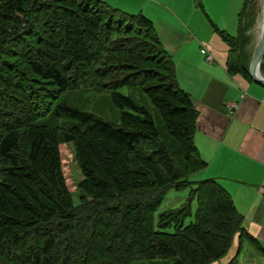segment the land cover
I'll return each mask as SVG.
<instances>
[{
	"label": "trees",
	"instance_id": "obj_1",
	"mask_svg": "<svg viewBox=\"0 0 264 264\" xmlns=\"http://www.w3.org/2000/svg\"><path fill=\"white\" fill-rule=\"evenodd\" d=\"M259 13V0H245L237 36L215 27L232 76L251 79ZM123 87L140 89L153 109ZM79 88L112 91L132 112L117 124L61 101ZM198 117L143 13L104 0H0V264H213L238 235L235 264L244 242H257L222 185L193 180L207 167L194 143ZM64 143L84 175L78 204ZM188 188L185 204L156 218L171 190Z\"/></svg>",
	"mask_w": 264,
	"mask_h": 264
},
{
	"label": "crops",
	"instance_id": "obj_2",
	"mask_svg": "<svg viewBox=\"0 0 264 264\" xmlns=\"http://www.w3.org/2000/svg\"><path fill=\"white\" fill-rule=\"evenodd\" d=\"M227 3L233 10L230 14L234 12L232 18L237 20V32L232 35L222 31L234 37L238 34L245 0H228ZM159 4L156 2L153 6ZM259 4L262 12L261 0ZM258 22L259 15L256 25ZM161 23L162 32L158 34L162 45L176 63L180 87L191 95L199 112L194 143L207 167L193 179H215L223 186L243 216L247 233L257 242L255 248L264 257V86L242 74L228 73L229 47L216 31L226 45L224 56L218 61V53L202 48L204 59L201 58L198 67L189 61L191 56L180 52L188 40L195 46L194 35L190 36L194 41L185 37L181 41L182 35L176 26ZM259 37L248 46L252 56ZM208 56L213 60H208ZM261 65L264 66V56ZM261 75L264 77V72L261 71ZM235 104L237 109L232 108ZM236 237L239 239L238 235Z\"/></svg>",
	"mask_w": 264,
	"mask_h": 264
},
{
	"label": "rangeland",
	"instance_id": "obj_3",
	"mask_svg": "<svg viewBox=\"0 0 264 264\" xmlns=\"http://www.w3.org/2000/svg\"><path fill=\"white\" fill-rule=\"evenodd\" d=\"M111 6L127 11L130 14L143 13L146 17L151 19L154 23L155 32L161 33V21L168 22L177 27V32L182 35L181 41L191 39L195 42V46L187 41V45L182 46L181 53H186L188 57L191 56V64H196L200 67L201 49L211 51L212 54H217V60L221 61L224 56L226 45L215 32V27L220 30H225L230 34L237 32V20L232 18L234 12L228 6V0H201L204 8L197 5V0H104ZM156 2L159 6H153ZM166 8L164 9L163 8ZM261 13L259 14L258 24L249 32L251 42L256 43L258 38L257 29L261 23ZM175 17V19H174ZM256 28V29H255ZM191 32V33H190ZM178 34V35H179ZM161 41V39H160ZM162 43V42H161ZM255 45V44H254ZM198 51V53H197ZM188 52L190 54H188ZM168 53V52H167ZM169 54V53H168ZM170 55V54H169ZM171 56V55H170ZM172 57V56H171ZM173 59V57H172ZM174 61V59H173ZM174 64L176 65L175 61ZM123 95L130 96L139 104L144 105L152 110V105L145 94L137 88L123 87L118 90ZM114 93L112 91L101 90L96 88H79L63 93L61 101L67 102L70 106L82 111H88L97 114L101 118L113 122L120 123L122 112L131 113L132 110L125 108L121 109L114 103ZM60 154L62 160V167L68 187L73 195L76 204L81 198V191L78 185L84 180V175L79 168L75 146L73 143H64L60 145ZM194 180V179H193ZM195 181V180H194ZM191 188L176 191L171 190L157 216L163 211L175 209L185 204L189 198ZM198 209V202L194 200L192 203V216L189 217L185 224L189 225L195 220V214ZM239 239L234 238L233 243L228 253L217 260L213 264H230L238 254ZM259 250L255 248L250 242L245 241L242 252L236 258L235 264H264V257ZM133 264H165L163 261H136Z\"/></svg>",
	"mask_w": 264,
	"mask_h": 264
},
{
	"label": "water",
	"instance_id": "obj_4",
	"mask_svg": "<svg viewBox=\"0 0 264 264\" xmlns=\"http://www.w3.org/2000/svg\"><path fill=\"white\" fill-rule=\"evenodd\" d=\"M262 2V18H263V26L261 30V34L259 40L256 45V49L253 53L248 74L254 82L264 86V77L261 75V64L264 56V0Z\"/></svg>",
	"mask_w": 264,
	"mask_h": 264
},
{
	"label": "bare ground",
	"instance_id": "obj_5",
	"mask_svg": "<svg viewBox=\"0 0 264 264\" xmlns=\"http://www.w3.org/2000/svg\"><path fill=\"white\" fill-rule=\"evenodd\" d=\"M262 26H263V18L261 19L260 26H259V28L257 29V31H258V35L261 34ZM255 29H256V28H255ZM258 37H259V36H258Z\"/></svg>",
	"mask_w": 264,
	"mask_h": 264
},
{
	"label": "built area",
	"instance_id": "obj_6",
	"mask_svg": "<svg viewBox=\"0 0 264 264\" xmlns=\"http://www.w3.org/2000/svg\"><path fill=\"white\" fill-rule=\"evenodd\" d=\"M202 52L205 53L206 51L205 50H202ZM207 58H208V60H213L212 56H208ZM237 107L238 106L236 104L235 105H232V108L233 109H237Z\"/></svg>",
	"mask_w": 264,
	"mask_h": 264
}]
</instances>
